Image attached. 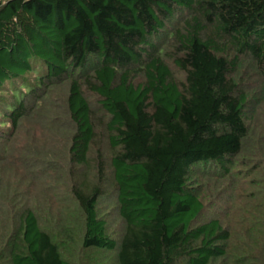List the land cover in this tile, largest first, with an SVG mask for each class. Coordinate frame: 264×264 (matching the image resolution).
<instances>
[{
	"label": "trees",
	"instance_id": "1",
	"mask_svg": "<svg viewBox=\"0 0 264 264\" xmlns=\"http://www.w3.org/2000/svg\"><path fill=\"white\" fill-rule=\"evenodd\" d=\"M246 62L264 87V0H0V198L17 167L6 143L23 130L34 139L41 120L65 145L28 144L19 155L31 174L66 173L76 210L44 227L37 203L25 202L0 228V264H74L64 251L75 241L112 253L113 264H227L231 231L204 220L195 178L217 187L237 163L264 169V153L246 145L250 98L235 79ZM107 195L119 240L100 214ZM251 196L264 215V191ZM9 207L0 202L4 225ZM257 219L256 247L239 264H264Z\"/></svg>",
	"mask_w": 264,
	"mask_h": 264
},
{
	"label": "rangeland",
	"instance_id": "2",
	"mask_svg": "<svg viewBox=\"0 0 264 264\" xmlns=\"http://www.w3.org/2000/svg\"><path fill=\"white\" fill-rule=\"evenodd\" d=\"M166 34L164 37H166ZM235 79L239 82L241 80L244 82L247 94L250 98L249 105L245 112L247 116V125L250 129L246 145H250L251 152L262 154L264 153L263 83L256 74L254 66L247 62L244 63L243 67L238 70ZM92 100L94 101L93 98ZM55 102L57 106L56 104L52 105L56 110L61 109L62 117L58 115L59 113H53L52 115H54V117L58 116L59 119L63 120L64 111L61 107L62 105L60 106L61 103H58L59 101ZM30 122L31 121H29V123ZM32 123V127H30L29 130L32 129L31 134H33L34 139L27 131L23 130L19 133L18 138L15 140L11 138L9 143H6V147H11L15 152L13 153V151H11L13 155H10L9 158V155H7V159L16 161L17 167L6 169L9 179L7 182H12V189H9V195H5L0 198V202H6L8 207L10 206V212L7 214L5 213L7 215V222L5 225L1 221V218H5L6 216L0 213V228H3L2 225L5 228L13 227L15 224L13 221L16 220L17 211L25 202H29L28 200L36 202L40 207L39 213L42 214L41 219L44 223V227L48 226L49 221L51 223L55 222V219L59 217L61 210H65L68 214L76 213L74 203L69 198L66 173L64 175V179H60V174H57L58 176L55 174V176L52 177V167L41 169L42 167L37 165L34 166V168H36V170H33L35 173L31 174L28 170H26V164L22 162L27 158V156H20L19 154L21 153L19 149L22 150L23 153L26 152L28 144H36L41 148L45 145H52L53 147H55V145L56 147L65 145V141H61L60 138L62 136V131H60V133L57 131L53 133L46 121L34 120ZM35 138L39 139L40 142L38 141L35 143ZM48 138L49 141H46ZM55 138L56 141H54ZM101 147L105 152H109L108 143H103ZM3 158L5 159V157ZM17 162L21 163L17 165ZM254 165L253 163H249L248 160L242 165L237 163V165L232 169V174L228 175V179L223 178L217 187L208 182L210 181V175L204 177L203 174H198L200 178H195V181L197 182L195 185L199 186L198 191L200 193V197L208 205V209L204 216L205 218L203 217L204 220H209L215 217L220 218L223 225L231 231L232 236L229 240V244H231V249L229 250L231 260L228 261L227 264H239L237 259L249 254L250 251L248 248H250V246H252L251 248L256 247V245L251 243L253 242V239L249 237V235L254 232H248L251 230L253 223L256 224L258 222L259 224L260 220L257 219V217L264 218V215L261 214L262 212L260 213L255 209L256 205L254 200L256 199V196H251L258 194L262 190L264 191V169L263 167L254 169ZM40 170H44L49 173L42 177L39 176V172H41ZM213 172L217 175L219 174L215 171ZM42 173L44 172L42 171ZM231 177H234L235 180L233 178L234 184L229 188ZM255 177H258L259 184H256L253 187L249 186L248 183L251 184V180H253L252 178ZM225 185L228 188L224 190ZM44 191H47L46 195L43 194ZM218 192H220L219 195H217ZM24 194L28 195L25 196ZM2 198H6V200L3 201ZM47 204L50 205V210H48ZM99 210L101 216L107 222L109 234L114 239L119 240L123 234V225L119 219L116 204L111 195H107L106 198H104L101 202ZM257 235H260V233ZM262 235H264V231ZM241 247L243 248L241 249ZM66 249L67 251H64L65 256L68 258L70 257L74 264H113L112 253L83 250L76 241L69 243V247H66ZM246 259L249 260V264H258V259L253 257Z\"/></svg>",
	"mask_w": 264,
	"mask_h": 264
}]
</instances>
